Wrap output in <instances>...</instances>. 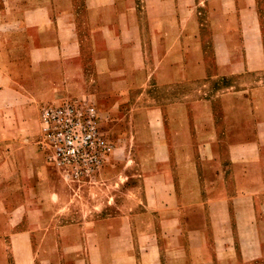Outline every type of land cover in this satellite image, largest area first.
Here are the masks:
<instances>
[{
    "label": "crops",
    "instance_id": "crops-1",
    "mask_svg": "<svg viewBox=\"0 0 264 264\" xmlns=\"http://www.w3.org/2000/svg\"><path fill=\"white\" fill-rule=\"evenodd\" d=\"M151 5L150 0L142 5L143 20L138 5L129 0H0V264H56L53 254L64 264L63 255L79 248L76 234L81 230L93 237V244L87 247L91 253L111 247L112 234L127 233L128 242L113 246L128 249L119 254L117 264H138L137 260L159 250L152 235L143 236L144 228L149 230V214L153 216L149 210L157 196L145 186H154L155 177L143 178V168H135V178L124 172L125 177L119 180L107 177L99 184L76 187L48 169L36 136L41 133L38 104L44 97L56 101L86 97L99 106L106 120L116 114L131 118L145 108L144 96L150 86L169 89L184 85L192 72L205 73L200 41L185 33L174 35V25L185 29L190 18L177 17L174 0L159 1L157 10ZM252 24L243 27L245 53L240 59L227 58L231 74L243 68L264 74V35L259 20ZM145 28L149 30L146 38ZM197 54L200 64L190 60ZM219 66L223 63L218 62ZM256 80L251 88L255 97L249 100L251 135L264 144V77ZM185 97H168L165 109L161 105L159 111L145 109L151 112L146 119L158 121V125L170 118L171 107L182 105L192 125L187 107L191 101ZM173 133L166 128L150 131L156 141ZM159 142L152 147L156 155L151 165L155 168L170 152L167 141ZM258 189L263 194L255 193ZM235 198L244 202L242 208L216 216L236 217L237 225L216 219L213 226L204 219V224L197 226L185 220L180 234L182 230L166 224L159 231L168 240L163 264H192V248L197 249L200 264H264V180L261 184L248 180L245 193ZM80 202L86 207L79 209ZM245 213L246 225L240 226ZM48 217L71 219L55 226L54 240L48 234ZM210 232L218 235L213 254L207 248L212 246ZM236 232H245L246 239L237 238ZM228 233L230 239H226ZM181 235L190 236V242L187 239L186 245L185 241L180 244ZM145 240H150L147 252L138 254L137 245ZM160 253L150 264H162Z\"/></svg>",
    "mask_w": 264,
    "mask_h": 264
},
{
    "label": "rangeland",
    "instance_id": "rangeland-1",
    "mask_svg": "<svg viewBox=\"0 0 264 264\" xmlns=\"http://www.w3.org/2000/svg\"><path fill=\"white\" fill-rule=\"evenodd\" d=\"M77 1L83 2V0ZM129 1L138 5V14L144 20L145 13L142 5L145 0ZM150 1L154 10H157L161 0ZM174 3L178 10L177 17L182 19L188 17L191 22V24L188 23L190 26L182 30H178L175 24L174 35L176 37L178 34L185 33L195 36L196 40L200 41L203 52L201 59L206 66L205 73L192 72L188 74L189 79L184 85L175 84L169 89L165 86H150L144 96L145 105L142 107L145 108H141L131 118L116 114L106 120L99 106L95 104L100 116L99 125L110 142V151L98 174L97 183L105 182L107 177L119 180L125 177L124 172H127L131 178H135V168H140V170L143 168L141 170L143 178L155 177L154 186H145L147 190L150 189L148 191L150 193L155 194L156 191L157 196L153 198V209L149 210L153 213V216L149 214V230L144 228L143 236L146 238V233L149 236L152 235L153 245L157 244L159 250L137 260L138 264H150L156 259L157 252H161L159 259L163 264L168 254V240L165 234L162 236L159 231L168 223L178 230H182L180 225H185L186 221L201 226L204 224V219L210 220L213 226L216 225V219H219L221 224L223 222L228 226L237 225L236 217L225 215L222 220L216 214H229L236 210L237 206L242 208L240 206L244 202L235 197L245 193L247 181L251 180V182L261 184L264 180V144L251 135L250 105L252 102L249 101L253 96L255 97V95L251 96L253 84L260 76L264 77V74L247 71L245 68L238 74H231L227 61L228 56H238L240 59L245 53L246 39L243 27L250 23L256 25V21L259 20L264 35V0H174ZM167 6L169 7V4ZM143 33L146 38L149 30L145 28ZM262 45L264 48V39ZM198 56L200 54H197L195 59L190 58L191 62L195 60L193 63L200 64ZM218 62L223 63V67L219 66L220 69ZM235 91L240 93H233ZM172 95L175 100L185 95V99L191 101L187 107L192 115V125L182 105L171 107L169 109L170 118L159 122L158 125L156 124L158 121L150 122L146 119L151 113L148 112L150 107L153 111H159L158 107L164 105L165 109L166 99ZM203 99H209L210 103ZM56 100L55 97H44L38 104V114L43 104L61 101ZM196 100L203 102L198 103L195 102ZM158 101L160 104H157ZM254 107L260 110L259 105H254ZM165 128L175 133L165 139H157V141L151 137L152 129ZM208 129L209 133L206 132ZM192 130L194 135L190 134ZM36 136H38L37 143L42 148L46 159L48 149L42 142L39 132ZM159 141H167L170 152L164 154V161H159L160 164H157L155 168L151 165L155 161L153 155H156L152 147L160 143ZM158 154L162 155V152L158 151ZM46 165L56 178L79 187L78 184L69 181L60 171L51 167L47 159ZM258 192L263 194L261 189L255 193ZM260 197L262 198V195ZM78 207L83 209L86 205L80 202ZM143 209L146 210V207ZM246 215L245 213L240 220V226L246 225L248 219ZM68 219L70 218L64 217L58 220L47 218L48 234L52 240L55 236V226L71 220ZM81 220L84 218H79L78 221ZM143 220L144 224L146 220ZM182 232L183 230L180 234ZM231 235L228 233L226 239H230ZM76 236L79 248L73 254L63 255L64 264H70L72 261H81V264H117L115 261L120 259L119 254L128 251V249L113 247L116 244L123 242L124 245L128 242L129 235L125 232L112 234V240L109 238L108 241L111 247L95 249L94 253L87 248L93 244L91 234L81 230ZM236 236L242 241L246 239L245 232H236ZM63 237L62 241L65 244L67 237L65 234ZM180 237V244L185 241L186 245V240L188 239L189 242L191 240L187 235ZM216 237H218L217 234L210 232L212 246L211 244L207 246L210 254L217 251L215 249ZM95 240H97L96 236ZM148 243L150 240H145L140 246L137 245L138 254H142L143 251L147 252ZM198 257L197 249L192 248L190 257L192 264H200ZM53 259L56 264H59V258L55 254H53Z\"/></svg>",
    "mask_w": 264,
    "mask_h": 264
},
{
    "label": "built area",
    "instance_id": "built-area-1",
    "mask_svg": "<svg viewBox=\"0 0 264 264\" xmlns=\"http://www.w3.org/2000/svg\"><path fill=\"white\" fill-rule=\"evenodd\" d=\"M38 115L48 164L79 186L97 183L110 142L95 103L86 97L48 102Z\"/></svg>",
    "mask_w": 264,
    "mask_h": 264
}]
</instances>
